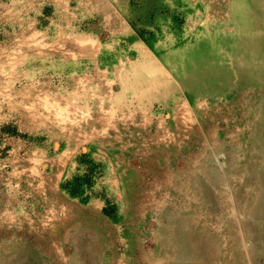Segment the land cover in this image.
Segmentation results:
<instances>
[{
    "label": "rangeland",
    "instance_id": "obj_1",
    "mask_svg": "<svg viewBox=\"0 0 264 264\" xmlns=\"http://www.w3.org/2000/svg\"><path fill=\"white\" fill-rule=\"evenodd\" d=\"M131 87L149 93L131 97ZM260 88L264 0H0V190L27 205L23 215L0 214V264H179L189 252L204 264H233L235 255L238 264H264V158L253 160L258 143L248 136L249 125L264 124V103L249 97ZM184 100L191 126L180 123ZM139 114L153 116L152 132L161 116L173 135L150 158L139 156L128 123ZM203 114L216 129L203 142L208 155L194 141ZM115 133L122 147L110 141ZM223 143L212 178L226 173L229 184L202 181L220 196L213 207L172 188L165 171L185 181L213 164ZM167 149L173 163L170 152L160 157ZM96 153L116 154L125 174L140 175L133 193H108ZM233 186L241 196L232 199ZM243 193L260 216L243 209ZM159 218L190 220L181 232L201 245L174 239Z\"/></svg>",
    "mask_w": 264,
    "mask_h": 264
},
{
    "label": "bare ground",
    "instance_id": "obj_2",
    "mask_svg": "<svg viewBox=\"0 0 264 264\" xmlns=\"http://www.w3.org/2000/svg\"><path fill=\"white\" fill-rule=\"evenodd\" d=\"M253 97V98H256V100H254V105H257L258 104V107H260V102H263L264 103V88H260L259 90H257V93H254V92H250L249 94V97ZM188 102L187 100H184L182 102V108L183 110L185 109V111H187V113H184V117H182V123L184 126H191L194 122V120H196V116L194 114L193 111H188ZM181 109V108H180ZM190 115V116H189ZM257 115V114H256ZM177 116V115H176ZM136 117L137 119H132L133 116L132 115H128V123L133 126L134 128L136 129V138H137V141H140V149H139V152H141V154L139 155L141 158H150V156L152 157V155H154V153L156 152L157 149H161L162 147H165L166 145L165 144H168L169 142H172L173 140V135L170 134V133H167L165 132V128H164V123H165V119L162 118L161 116H158L159 118H156L158 122H156V125H155V131L152 132V129L150 128V125L147 124V120L149 121V118L151 119L153 116H147V114H139L137 116H134ZM192 117V118H190ZM125 117L123 116V119ZM226 120V119H225ZM181 124V126H183ZM117 129V128H115ZM197 130L198 127H197ZM192 131V130H191ZM116 132L118 133V129L116 130ZM200 132V131H199ZM103 137V136H101ZM149 137V139H148ZM104 138V137H103ZM125 138V137H124ZM125 140L127 141V139L125 138ZM132 140V139H131ZM135 140V139H134ZM110 141L111 142H116V143H119L120 147H122V145H124V141L123 139L118 136L116 133L114 134V136L110 137ZM221 142V140H219ZM128 143V141H127ZM262 146H264V139L262 140L261 142ZM126 145V144H125ZM203 147L201 149L202 152H205L206 155H208L206 153V147L207 145L205 144H201ZM225 144L223 143L221 147L219 146H216L215 148L217 150L215 151H211V154H212V160L214 159V163L213 164H210V165H206L204 166L203 163H200V166L198 167H195V169H191L189 170L190 172L187 173L186 177L187 179L184 181H179V176L180 174L177 173L174 169L170 170L171 173H168L167 171H165V173H167L166 177L169 179H166L168 180V182H171L170 180H172V183L174 185V190H175V187L177 189H182V188H185L186 190H188V193H190V195H195V196H198L200 197L202 200L205 201L206 203V206L209 208V206H212L213 207V200L212 199H215V198H220L219 194H211V192L207 189L208 186L206 185V189L203 191L202 189V186L205 187V184H203L204 182H201V180H198V178H203L209 182H213L215 184H220L222 182V184L224 185H228L229 182H230V176H227L226 173H224V176L223 177H214L212 178L213 175H216V174H219V170H220V167L218 166V164L216 163H219L218 161V154L220 153V151H224V146ZM235 145H233L232 147H230L231 149H233ZM167 147V146H166ZM202 155V154H200ZM143 160V159H142ZM197 159H195L196 161ZM149 166V165H148ZM150 167V166H149ZM193 167V166H191ZM223 169V168H222ZM152 171V170H151ZM224 172V170H223ZM247 175V174H245ZM165 176V175H164ZM158 180V178H157ZM159 180H162V179H159ZM234 180V179H233ZM125 181V180H124ZM190 183H193V185H189ZM264 183V181H263ZM262 183V184H263ZM125 186V185H124ZM123 186V187H124ZM201 187V189H199V187ZM191 187L193 189H191ZM131 188V187H130ZM230 189H233L230 190ZM230 191L228 190V193L226 194L227 197H230L233 199V197L235 198H238L239 196H241V191L236 189L234 186L233 187H230ZM173 190V189H172ZM192 190V192H191ZM125 191V190H124ZM190 191V192H189ZM224 192V191H223ZM244 199L242 198V204H243V209L248 211L249 215L251 214L252 216H260L261 214L259 212H255V204H250L249 201L247 200V197L248 195L247 194H244ZM219 196V197H218ZM224 196V195H222ZM263 196V195H262ZM225 197V196H224ZM211 198V200H209ZM263 198V197H262ZM264 200V199H263ZM216 205L219 207L220 204H219V201H216ZM165 209V208H164ZM231 210V209H230ZM165 211V210H164ZM263 211V210H262ZM161 213V211H160ZM171 213V212H170ZM162 214V213H161ZM190 214V213H189ZM60 216V215H59ZM65 216V215H64ZM169 216V215H168ZM167 217V216H166ZM183 218H188L186 216V214L184 215ZM171 220L174 221L172 218H169V220L167 221L168 223L166 224V221L164 219L160 220V218L158 219V222L159 224H165L167 226H171V230L175 231L177 234H171V236L174 238V239H181L183 241H187V240H194V244L195 245H199V242H197V240L194 239L193 236H185L184 235V232L186 231V229L189 227V225L191 224V221L190 220H187L186 222L189 223V225L187 226L185 223H178V221H174V223H171ZM185 221V220H184ZM29 224V223H28ZM164 225V226H165ZM260 229V227H259ZM181 231H184V232H181ZM258 231V230H257ZM165 231H163L164 233ZM167 232V231H166ZM180 232V233H179ZM92 234V233H91ZM183 234V235H182ZM187 235V234H186ZM96 236V234H95ZM94 236V237H95ZM256 236V235H255ZM93 237V236H92ZM91 237V238H92ZM262 239V238H261ZM93 240V239H92ZM211 240V238H210ZM97 241V240H96ZM178 241V240H177ZM238 241H241V240H238ZM261 241V240H260ZM91 243V242H90ZM160 243V242H159ZM256 243V242H255ZM94 244V242H93ZM97 244V243H96ZM99 245L100 247V243L97 244V246ZM157 245V244H156ZM162 245V244H161ZM244 245V243H243ZM28 246V245H27ZM160 247V246H159ZM95 248V247H94ZM157 248V247H156ZM164 249V248H163ZM247 250H248V247H247ZM84 251V250H83ZM99 251V250H98ZM181 251V250H180ZM90 253V252H89ZM96 253V252H95ZM84 254V253H83ZM93 255V254H92ZM91 255V257H92ZM192 257L193 256V253L189 252V254H185V253H182L181 256H179V258H177L176 260H179L180 263L179 264H204L205 261H200V260H191L188 256ZM32 256V255H31ZM36 257V256H35ZM90 257V256H89ZM37 258V257H36ZM88 258V257H87ZM96 258V257H95ZM39 259V258H38ZM95 260V259H94ZM30 261V260H29ZM258 261V260H257ZM78 262V261H77ZM30 263V262H29ZM97 264V263H96ZM207 264V263H206ZM233 264H238V261H237V257L236 255L233 256ZM246 264V262H245Z\"/></svg>",
    "mask_w": 264,
    "mask_h": 264
},
{
    "label": "crops",
    "instance_id": "obj_3",
    "mask_svg": "<svg viewBox=\"0 0 264 264\" xmlns=\"http://www.w3.org/2000/svg\"><path fill=\"white\" fill-rule=\"evenodd\" d=\"M123 83H124L125 87H127L126 86V84H127L126 83V80H124ZM134 87H131L130 89H132ZM149 89H150V92L153 93V94H151L150 96H147V97H149L148 98L149 99L148 101L154 99L153 98V96H154L153 89L152 88H149ZM148 93H149L148 91H144V89L142 90V88H141V89H138L137 91L134 90V89H132V92H130V94H126V95H130L131 97H134V95H135V96H138L139 97L138 99H140L142 96L144 97V95L145 94H148ZM165 97L167 98L168 97V94L166 96L163 95V99L164 100H165ZM141 99H143V98H141ZM255 117H254V122H255ZM204 118H205V116L203 114V117H201V121H202L203 125L202 126L199 125V127H198V129H199L200 132L199 133L198 132H195L196 133L195 140L192 139V138H190V140H189V143L190 144L193 143V140L196 141V139L198 141H201V143L204 142L206 144L207 143V134H209V132H210L211 135H213V136L215 135L216 129L211 128L212 129V131H211V129H209V127H207V123H206L207 120H208V118H206V119H204ZM260 119H262V118H260ZM248 133H249L248 136H249L250 140L251 141L253 140L252 143L253 144L258 143V148L257 149H250L249 150V154L251 155V157H253V160L254 161H255V159L264 158V146L261 145L262 144L261 142L264 139V124L263 125H260L259 123L258 124L257 123H254L253 128L249 125V131H248ZM220 136H222V134H220ZM256 136H258V137H256ZM220 140H222V137H220ZM89 149H92V148L90 147ZM169 152H170L169 149H167L166 151L164 150V152L160 155V157H163L165 154H168ZM95 156H96V158H95ZM92 157L95 160L96 159L97 160H101L100 163H101V170H102L103 177L101 178V180H99V182L101 184H103V186L108 191V193H111V192L116 193V190H117V194L118 195L121 194L120 193L121 192L120 190L123 188L124 184H125L124 187H126L127 190H129L131 193H133V191H132L133 190L132 184L133 183L134 184L140 183V182H138V180L140 178V175L139 174L138 175H133L131 173L130 174L131 176H129L128 174H125V172H124L125 170L122 169V165L120 163L121 160H120V158H117L116 154L109 153V154H107V157H106V155L104 153H96ZM170 157H171V162L173 163L174 160H175V158H176L175 154H173V153L170 152L169 158ZM160 159L161 158H159L158 160H160ZM190 160L191 161H195V159L192 160V158H190L189 161ZM78 167L81 168V166L77 165V168ZM144 171H145V169H144ZM253 175H255V172H254ZM141 178L144 179L145 177L142 176ZM129 179H130V181H129ZM198 180H201V182L202 181L207 182V180H205L203 178H198ZM253 181H255V180L253 179ZM262 181H264V180H262ZM127 182L129 184H131V185L129 186L127 184ZM7 188H9V186ZM136 190H137V188L135 187V192H136ZM2 191H4V192H2ZM2 191L0 190V214L3 211V209L5 210L7 208L8 209L12 208V210H14L15 213L18 214L19 216L20 215H23L24 212L26 213V211H27L26 201L25 200H21V197H22L21 194H19V195L18 194H16V195L14 194L13 198L11 200H8V194L10 193L9 192L10 190H7V189L5 190L4 189ZM135 197L130 196L129 199H135L136 200L137 197L136 198ZM260 208L262 209L263 208V205H261ZM255 212H257V211L255 210ZM262 212L263 211H260L259 210V213L260 214H262ZM124 225L125 226H128L129 223H124ZM125 228H128V227H125ZM121 230H123V226H121ZM18 245H20V244H18ZM199 245H201V244H199ZM199 245H197V246H199ZM17 251L19 252L18 249L15 250V252H17Z\"/></svg>",
    "mask_w": 264,
    "mask_h": 264
},
{
    "label": "trees",
    "instance_id": "obj_4",
    "mask_svg": "<svg viewBox=\"0 0 264 264\" xmlns=\"http://www.w3.org/2000/svg\"><path fill=\"white\" fill-rule=\"evenodd\" d=\"M88 174H89V176H84V177H82V179H84V183L85 184H88V182H89V179L91 178V175L90 174H92V173H89L88 172ZM79 177V176H78ZM78 177H76L75 178V186H74V188L72 189V190H69V192L71 193V194H74L75 192H76V184L78 183V180L80 179V178H78ZM106 216H108L110 213L108 212V211H105V213H104Z\"/></svg>",
    "mask_w": 264,
    "mask_h": 264
}]
</instances>
